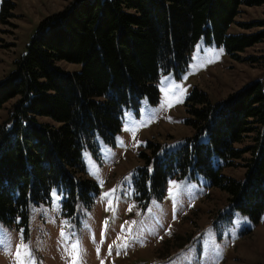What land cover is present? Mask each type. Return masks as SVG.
<instances>
[{"label":"trees","instance_id":"16d2710c","mask_svg":"<svg viewBox=\"0 0 264 264\" xmlns=\"http://www.w3.org/2000/svg\"><path fill=\"white\" fill-rule=\"evenodd\" d=\"M262 4L264 0H74L42 19L26 53L0 80V110L15 99L0 123V219L27 227L31 206L47 201L54 187L64 192L70 213L79 202L90 206L98 188L86 176L83 150H96L97 134L113 141L123 125V108L138 107L143 98L157 102L160 72L185 70L198 40L222 46L235 60L264 59L241 56L264 41V20L236 22L242 6ZM7 7L13 5L5 1L2 13H8ZM233 23L259 30L231 34ZM60 61L82 69L66 71ZM186 107L194 135L175 152L161 156L153 149V159L143 155L154 173L142 170L141 188L151 177L152 189L160 195L168 175H183L192 167L258 222L264 212V81H251L216 103L195 88ZM247 137L252 143L240 148ZM238 159L246 161L243 181L222 173Z\"/></svg>","mask_w":264,"mask_h":264},{"label":"rangeland","instance_id":"374dc122","mask_svg":"<svg viewBox=\"0 0 264 264\" xmlns=\"http://www.w3.org/2000/svg\"><path fill=\"white\" fill-rule=\"evenodd\" d=\"M5 1L13 5L7 14ZM73 1L0 0V80L26 53L41 20ZM236 20H264V4L242 6ZM237 23L231 34L259 30ZM241 56H264V41ZM58 64L69 72L82 69L77 63ZM255 80L264 81V59L235 60L222 46L198 40L185 70L160 72L157 102L143 98L138 107L123 108V125L113 141L97 134L96 150H83L86 176L98 188L90 206L79 202L70 213L64 192L54 187L47 201L31 206L27 227L0 219V264H264V212L254 222L200 171L187 167L183 175H168L160 195L151 177L145 189L139 184L143 169L154 173L143 155L153 159V149L161 156L175 152L194 135L186 102L195 88L216 103ZM14 101L0 110V123ZM251 143L247 137L238 146ZM245 162L238 159L222 173L243 181Z\"/></svg>","mask_w":264,"mask_h":264},{"label":"snow or ice","instance_id":"6c2138e0","mask_svg":"<svg viewBox=\"0 0 264 264\" xmlns=\"http://www.w3.org/2000/svg\"><path fill=\"white\" fill-rule=\"evenodd\" d=\"M107 195V194H106ZM122 246H125L126 247V245H122ZM22 248H23V246H21ZM76 246L74 245V248H75ZM110 248H111V246H110ZM17 256L19 257L20 256V252L18 251L17 252Z\"/></svg>","mask_w":264,"mask_h":264}]
</instances>
